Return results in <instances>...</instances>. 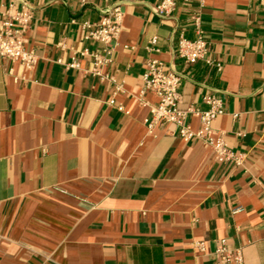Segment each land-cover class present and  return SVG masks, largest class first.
Segmentation results:
<instances>
[{"label": "crops", "instance_id": "obj_1", "mask_svg": "<svg viewBox=\"0 0 264 264\" xmlns=\"http://www.w3.org/2000/svg\"><path fill=\"white\" fill-rule=\"evenodd\" d=\"M160 2L0 0L31 10L23 39L36 56L0 55V264H216L223 239L264 264V0L179 1L167 16ZM114 5L121 31L95 74L104 44L87 33ZM197 13L208 52L188 63L178 42L197 37ZM151 58L183 76L193 130L204 97L222 100L211 135L231 158L175 123L148 129Z\"/></svg>", "mask_w": 264, "mask_h": 264}, {"label": "built area", "instance_id": "obj_2", "mask_svg": "<svg viewBox=\"0 0 264 264\" xmlns=\"http://www.w3.org/2000/svg\"><path fill=\"white\" fill-rule=\"evenodd\" d=\"M88 0H79L84 6ZM179 1L191 2L193 0H161L160 4L153 8L154 12L160 16L170 15L176 8ZM203 2V0H199ZM32 18L31 10L22 5L20 8L15 4L5 12L0 11V55L9 58L13 62H20L27 66H33L36 63L34 52L26 47L23 36L30 27ZM123 10L120 5H114L108 10L95 28L88 31L87 37L104 44L105 56L97 50L91 55L96 67L95 74H101L100 66L105 64L111 58L115 48V40L121 31ZM194 30L197 37L188 39L181 35L178 42V55L188 63H195L204 59L208 52V45L205 39L202 27V17L200 13L193 17ZM158 38L152 37L150 42L157 43ZM76 63L74 62L73 65ZM221 68V64H217ZM113 78V77H112ZM183 76L177 71H166L161 60L151 58L148 61V70L144 76V85L140 92L143 102L151 108V117L145 120L149 130L156 126L175 123L179 128L180 135L189 139L192 137L204 138L207 144L212 147L218 159L225 160L233 156L227 148L221 137L215 138L211 135L212 124L217 117L224 112L222 100L214 94H208L204 100L209 104L206 110H195L200 117L202 128L198 131L193 130L189 123L186 122L188 111L179 107L180 87ZM150 91L154 93L158 102L151 104L145 100V94ZM123 109V108H121ZM219 255L216 264H244V258L240 250L228 246L225 239L221 240L216 248Z\"/></svg>", "mask_w": 264, "mask_h": 264}]
</instances>
